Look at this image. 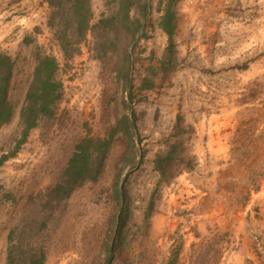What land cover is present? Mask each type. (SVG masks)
<instances>
[{
    "label": "rangeland",
    "instance_id": "obj_1",
    "mask_svg": "<svg viewBox=\"0 0 264 264\" xmlns=\"http://www.w3.org/2000/svg\"><path fill=\"white\" fill-rule=\"evenodd\" d=\"M108 1L93 0L96 20ZM169 1L153 0L146 36L116 43L134 58L130 94L117 57L100 59L92 35L65 59L44 0H0V50L16 60V114L0 131V157L16 144L38 50L59 59L64 82L56 117L0 168V264L13 231L27 251L44 246L47 264H105L116 185L130 207L116 264H264V0H174L173 47L160 27ZM133 110L131 148L118 132L97 181L60 204L44 200L76 144L107 136ZM175 142L185 160L164 177L156 160Z\"/></svg>",
    "mask_w": 264,
    "mask_h": 264
},
{
    "label": "trees",
    "instance_id": "obj_2",
    "mask_svg": "<svg viewBox=\"0 0 264 264\" xmlns=\"http://www.w3.org/2000/svg\"><path fill=\"white\" fill-rule=\"evenodd\" d=\"M173 1H169L160 21V27L169 36L172 47L178 28L177 14L172 8ZM44 2L51 10L48 25L54 30L65 59L71 60L80 54L81 45L88 40L89 35H92L98 57L105 59L104 57L110 54L114 58L117 57V78L125 79L126 89L130 94L133 93L131 75L134 58L128 50L121 51L119 55L116 43L122 35H126L133 42L141 36H146L144 22L153 12V0H109L108 10L103 12L97 20L93 0H44ZM15 69L16 60L10 54L0 50V131L4 125L13 120L16 114V106L10 94ZM61 71L62 64L57 57L37 51L32 80L20 110L16 144L11 152L0 157V168L18 154L34 129L44 121L56 117L64 96ZM154 86V80L145 79L142 88H154ZM137 129L136 113L133 110L107 136L93 137L89 134L81 139L73 149L60 181L43 196L44 200H48L49 204L56 201L60 204L79 186L97 181L104 173L117 133L122 132L127 137L131 148L134 141L130 138V134L136 133ZM179 145V143H173L169 150L158 156L156 168L162 176L167 175L169 168L175 165L174 163L185 160L182 155H178ZM127 193L126 185L115 186V196L120 209L115 222L114 241L107 246L105 264H116V248L124 242L130 220ZM46 222L43 221V226H46ZM47 257L44 246H34L27 251L24 246H17L14 242V231L10 234L7 264H47ZM175 262L174 259L170 264Z\"/></svg>",
    "mask_w": 264,
    "mask_h": 264
}]
</instances>
